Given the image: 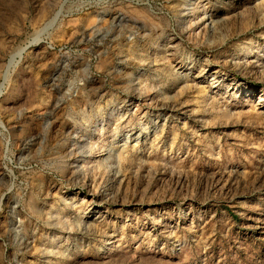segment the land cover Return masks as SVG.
<instances>
[{"label":"rangeland","instance_id":"obj_1","mask_svg":"<svg viewBox=\"0 0 264 264\" xmlns=\"http://www.w3.org/2000/svg\"><path fill=\"white\" fill-rule=\"evenodd\" d=\"M0 264H264V0H0Z\"/></svg>","mask_w":264,"mask_h":264},{"label":"bare ground","instance_id":"obj_2","mask_svg":"<svg viewBox=\"0 0 264 264\" xmlns=\"http://www.w3.org/2000/svg\"><path fill=\"white\" fill-rule=\"evenodd\" d=\"M24 49H25V48H24ZM21 54H22V53H21ZM11 56H12V55H11ZM20 56H21V55H20ZM20 56H19V57H20ZM15 61H16V60H15ZM16 62H17V61H16ZM8 67H9V65H8Z\"/></svg>","mask_w":264,"mask_h":264}]
</instances>
